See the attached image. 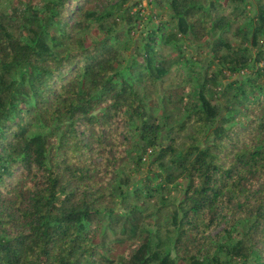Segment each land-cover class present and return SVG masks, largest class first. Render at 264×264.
<instances>
[{"label":"trees","instance_id":"trees-1","mask_svg":"<svg viewBox=\"0 0 264 264\" xmlns=\"http://www.w3.org/2000/svg\"><path fill=\"white\" fill-rule=\"evenodd\" d=\"M94 1L0 10V264H264V0Z\"/></svg>","mask_w":264,"mask_h":264},{"label":"rangeland","instance_id":"rangeland-1","mask_svg":"<svg viewBox=\"0 0 264 264\" xmlns=\"http://www.w3.org/2000/svg\"><path fill=\"white\" fill-rule=\"evenodd\" d=\"M44 0H33V4L35 6H38L40 7L42 5ZM79 1V0H78ZM104 1V0H103ZM103 1H94L91 3V6L93 9H96V10H104L107 8V6L109 7L113 2V0H105L104 2ZM142 3L141 5L144 7L142 8L140 5L136 6V9H139V13L141 15H143V20L139 25V27L141 29H145L146 28V22L147 24H151V22H149L148 18L144 17V15H146L149 11V8L151 7V5L148 4V0H140ZM79 3V2H78ZM77 5V4H76ZM75 5V6H76ZM17 7V9H21L22 6L18 4L17 0H0V10L1 11H11L13 7ZM136 9H133L134 11ZM73 9H71L70 11L72 12ZM154 11L155 13L159 11H161V9H158V8H154ZM164 16L167 15V11L164 12ZM69 21V19H68ZM156 22L158 21V19H154L152 22ZM92 34H99L97 32V30L93 29L92 30ZM182 44H183V48L185 50V52L187 54H192L194 55V57L197 58L198 60V63L200 61V59H202L204 57V55L207 53V49L206 48H203L204 44L202 42H189L188 40L184 39L182 40ZM151 154L150 153H147L145 155V158L142 160V162L140 163V165L137 167V165H134L132 164L129 168L125 169V171L127 173H130L133 177V179H137L140 175H144L148 172H154L156 170V165L155 164H152L151 163ZM166 195V194H165ZM181 196V189H180V186L177 185L175 188H171L169 194H168V197L170 198V200L172 201H175L176 199L180 198Z\"/></svg>","mask_w":264,"mask_h":264}]
</instances>
